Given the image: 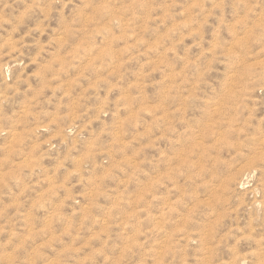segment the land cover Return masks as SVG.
Masks as SVG:
<instances>
[{
  "label": "rangeland",
  "instance_id": "rangeland-1",
  "mask_svg": "<svg viewBox=\"0 0 264 264\" xmlns=\"http://www.w3.org/2000/svg\"><path fill=\"white\" fill-rule=\"evenodd\" d=\"M0 264H264V0H0Z\"/></svg>",
  "mask_w": 264,
  "mask_h": 264
}]
</instances>
